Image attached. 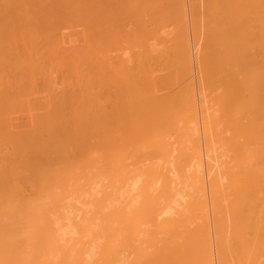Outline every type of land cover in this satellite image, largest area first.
I'll return each mask as SVG.
<instances>
[{"label":"bare ground","instance_id":"6f19581e","mask_svg":"<svg viewBox=\"0 0 264 264\" xmlns=\"http://www.w3.org/2000/svg\"><path fill=\"white\" fill-rule=\"evenodd\" d=\"M0 264H264V0H0Z\"/></svg>","mask_w":264,"mask_h":264}]
</instances>
